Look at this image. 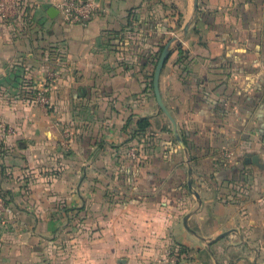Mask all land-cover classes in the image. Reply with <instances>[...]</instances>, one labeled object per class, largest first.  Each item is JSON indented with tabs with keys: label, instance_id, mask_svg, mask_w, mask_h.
Segmentation results:
<instances>
[{
	"label": "crops",
	"instance_id": "crops-1",
	"mask_svg": "<svg viewBox=\"0 0 264 264\" xmlns=\"http://www.w3.org/2000/svg\"><path fill=\"white\" fill-rule=\"evenodd\" d=\"M58 1L0 18V258L264 264V0H93L85 25L50 15ZM174 36L158 88L184 147L143 77ZM26 81L47 84L51 105ZM142 116L149 156L132 186L108 189L104 168Z\"/></svg>",
	"mask_w": 264,
	"mask_h": 264
},
{
	"label": "trees",
	"instance_id": "trees-1",
	"mask_svg": "<svg viewBox=\"0 0 264 264\" xmlns=\"http://www.w3.org/2000/svg\"><path fill=\"white\" fill-rule=\"evenodd\" d=\"M68 23H72V22H68ZM76 24H79V23H76ZM120 40H123V38H120ZM164 45H165V42L162 41L159 44V47L157 50H149L148 53L145 55L146 58H149V61L151 63V69L143 73L144 74L143 77L146 78L144 84L150 87L151 91H153L154 67L156 65V62L158 60V57ZM177 47H179V45ZM25 83H26V89H28L27 91L29 92L30 96L33 97L35 94L34 85L32 84V82H29V81H26ZM136 124H137V129L133 133H131L130 136L126 138L122 144L114 147L115 149H120L116 153L118 160L116 162L114 161V169L110 170V169L104 168L107 174L105 183L108 189H112V190L120 189L117 187L115 183H113V181H117L118 183H120L122 186L126 188H129L130 186H132V184L134 183L133 166L137 165L141 161H145V159H147L149 156L150 145H153L154 143L153 136L145 135L146 131L148 130L150 126L149 119L146 116H142L137 120ZM132 147L134 148V151L132 152L135 155L132 154L131 152L129 154L128 152V149ZM65 151H66L65 152L66 155L70 154V151L68 148L65 149ZM8 195L9 193L0 189V197L5 201V203H8L10 201V197Z\"/></svg>",
	"mask_w": 264,
	"mask_h": 264
},
{
	"label": "built area",
	"instance_id": "built-area-1",
	"mask_svg": "<svg viewBox=\"0 0 264 264\" xmlns=\"http://www.w3.org/2000/svg\"><path fill=\"white\" fill-rule=\"evenodd\" d=\"M56 8L65 22L79 23L82 25L99 12L98 6L93 0H60ZM28 5L26 0H0V18L7 23L26 22L29 18ZM35 94L32 100L42 105L50 106L51 100L48 95V85L34 87ZM134 154L133 152H131ZM135 155V154H134ZM12 209L10 204L0 197V217L8 216Z\"/></svg>",
	"mask_w": 264,
	"mask_h": 264
},
{
	"label": "water",
	"instance_id": "water-1",
	"mask_svg": "<svg viewBox=\"0 0 264 264\" xmlns=\"http://www.w3.org/2000/svg\"><path fill=\"white\" fill-rule=\"evenodd\" d=\"M44 7L47 8V12L51 15L52 14V10L58 12V9L54 8L52 5L50 4H44ZM187 27H188V24L186 23L182 29V33H186L187 31ZM179 41V37L177 36H174V37H171L164 45L159 57H158V60L156 62V65L154 67V71H153V90H154V94H155V97H156V100H157V103L158 105L161 107V109L168 115V117L170 118L171 122H172V130H173V133L176 137V139L178 140V142L184 147V143L180 137V135L178 134L177 132V129H176V122L174 120V118L169 114L168 110L166 109V106L164 105V103L162 102V99H161V96H160V92H159V88H158V79H159V75H160V71L162 69V66L164 65L167 57L169 56L170 54V51L172 49V47ZM263 141H264V137H263ZM257 159V156L256 155H253V156H250V157H245V162H249V161H255ZM188 173L191 174L192 173V167L189 166L188 167ZM188 187L189 189L196 195L198 196V192L195 190V189H192V179H188ZM226 232H223L219 235H217V237H220L222 236L223 234H225Z\"/></svg>",
	"mask_w": 264,
	"mask_h": 264
},
{
	"label": "rangeland",
	"instance_id": "rangeland-1",
	"mask_svg": "<svg viewBox=\"0 0 264 264\" xmlns=\"http://www.w3.org/2000/svg\"><path fill=\"white\" fill-rule=\"evenodd\" d=\"M9 218H10V214L8 216L0 217V223H6ZM0 229H2V228H0ZM0 242H1V245H0V249H1V246H2V244H4L3 243L4 241L0 238ZM12 263H13V259L8 261V260H4V259L0 258V264H12Z\"/></svg>",
	"mask_w": 264,
	"mask_h": 264
}]
</instances>
